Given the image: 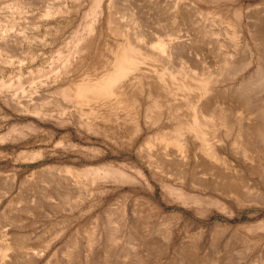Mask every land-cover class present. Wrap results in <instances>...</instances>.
Wrapping results in <instances>:
<instances>
[{"label":"rangeland","instance_id":"374dc122","mask_svg":"<svg viewBox=\"0 0 264 264\" xmlns=\"http://www.w3.org/2000/svg\"><path fill=\"white\" fill-rule=\"evenodd\" d=\"M0 88V264H264V0H0Z\"/></svg>","mask_w":264,"mask_h":264},{"label":"bare ground","instance_id":"6f19581e","mask_svg":"<svg viewBox=\"0 0 264 264\" xmlns=\"http://www.w3.org/2000/svg\"><path fill=\"white\" fill-rule=\"evenodd\" d=\"M139 36V35H138ZM155 42V41H154ZM2 44V43H1ZM155 45H157V47L158 46H163V43L162 42H155ZM126 60V57H125V54L124 53H121V55H119L118 56V65L116 66V68H115V70L111 73V75H109L106 79H104L105 81H101L100 83H98L99 85H98V87H96V86H94V85H96V84H94V85H92V86H84L83 88H81L76 94H77V96L76 97H80V98H89V96L90 97H94V96H97V95H100V94H103V93H106L107 91H109L108 90V84H110V81L115 77V76H119L121 73H122V64L124 63V61ZM262 75V74H261ZM202 80H204V78H202L201 79V81ZM200 81V82H201ZM199 82V81H198ZM204 83V82H203ZM205 84V83H204ZM101 85V86H100ZM1 89V88H0ZM262 94V93H261ZM90 99V98H89ZM92 99V98H91ZM94 99V98H93ZM97 99V98H96ZM216 100H218V99H216ZM226 101V100H225ZM232 101V100H231ZM223 102H224V100H223ZM227 102V101H226ZM260 103V102H259ZM227 104H229V103H227ZM237 104V103H236ZM235 104V105H236ZM208 105V104H207ZM206 105V106H207ZM207 107H210V105H208ZM203 108V107H202ZM203 112L205 113L206 112V109H204L203 110ZM253 119V118H252ZM252 125H253V123H252ZM254 126V125H253ZM256 127H257V129H258V131H259V134H260V136H261V138H264V123L263 122H260V123H258L257 125H255ZM197 127V126H196ZM180 131L179 130H176V129H174V130H172V131H169L168 133H167V137H168V139L169 140H164L162 143H161V148H163V149H166V147L167 146H173V147H175L176 148V150L177 151H179V153H177V154H179V155H181V146L179 147L178 145H179V142H180ZM202 137V136H201ZM178 144V145H177ZM168 148V147H167ZM170 148V147H169ZM172 148V147H171ZM171 150V149H170ZM174 150V149H173ZM172 150V152H174ZM176 151V152H177ZM207 151V150H206ZM164 153H166V151L164 152ZM164 153H162V155L164 154ZM169 153V152H168ZM169 154H171V153H169ZM161 155V156H162ZM166 155V154H165ZM164 155V156H165ZM174 156L176 155V154H173ZM184 155V154H183ZM183 155H182V157H183ZM163 156V157H164ZM178 155H176V157H177ZM172 157V156H171ZM165 158V157H164ZM185 158V157H184ZM173 159H175V158H173ZM177 159V158H176ZM183 160V159H182ZM189 160V159H188ZM169 162V161H168ZM171 162V161H170ZM185 162V161H184ZM183 162V163H184ZM175 163V162H174ZM204 164H207V163H204ZM224 164V163H223ZM173 165V164H172ZM169 166V165H168ZM173 167V166H172ZM223 167V166H222ZM226 166H224V168H225ZM166 168V167H165ZM167 168H170V167H167ZM178 170V169H177ZM208 170H210V168H208V167H206L205 166V168H204V171L206 172V175L207 174H210V173H208ZM219 170V169H218ZM221 170H222V168H221ZM227 170V169H226ZM203 171V170H202ZM203 171V172H204ZM216 171V170H215ZM224 173H225V170H222ZM221 171V172H222ZM204 172V173H205ZM219 172H220V170H219ZM182 173V172H181ZM224 173H219V179H221L222 180V182L227 178V180H228V177H230V176H228V177H226V175H231L230 173H227V174H224ZM212 174H213V170H212ZM218 174V173H217ZM217 174L215 175V177L217 176ZM204 175V174H203ZM205 175V176H206ZM241 174H237V173H234V178L233 179H231V181H230V183H231V185L232 186H234V187H238L239 185H242L243 184V180H242V178H241V176H240ZM203 177V176H202ZM233 177V176H232ZM212 178V177H211ZM231 178V177H230ZM229 178V179H230ZM203 179V178H202ZM213 179V178H212ZM218 179V178H217ZM215 180H216V178H215ZM220 180V181H221ZM204 181V180H203ZM203 181H201V182H203ZM206 181H207V179H206ZM213 181V180H212ZM208 183H209V181H207ZM211 182V181H210ZM229 182V181H228ZM197 183H199V182H197ZM214 183V182H213ZM212 183V184H213ZM224 183V182H223ZM201 184V183H200ZM215 184H216V182H215ZM204 185V184H203ZM230 185V184H229ZM214 186V185H213ZM226 186V185H225ZM185 187V186H184ZM241 187H243V186H241ZM225 188V187H224ZM240 188V187H239ZM213 189V188H212ZM232 189V188H231ZM238 190V189H237ZM215 191V190H214ZM183 194H185V193H183ZM132 215H133V213H132ZM140 221V220H139ZM215 242V241H214ZM5 245V244H4ZM7 246V245H6ZM1 252H3V251H1ZM6 252V251H5ZM1 254V253H0ZM3 254V255H2ZM1 255H0V258H3L4 257V252L2 253ZM29 259V258H28ZM1 260V259H0ZM2 262V261H1Z\"/></svg>","mask_w":264,"mask_h":264}]
</instances>
